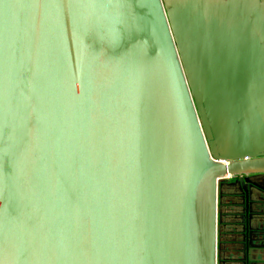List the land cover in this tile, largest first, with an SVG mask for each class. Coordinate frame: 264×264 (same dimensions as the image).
<instances>
[{
    "label": "water",
    "instance_id": "95a60500",
    "mask_svg": "<svg viewBox=\"0 0 264 264\" xmlns=\"http://www.w3.org/2000/svg\"><path fill=\"white\" fill-rule=\"evenodd\" d=\"M0 264H264V0H0Z\"/></svg>",
    "mask_w": 264,
    "mask_h": 264
}]
</instances>
